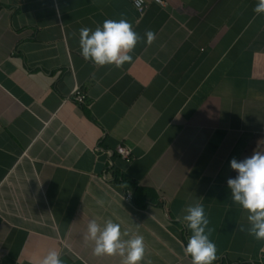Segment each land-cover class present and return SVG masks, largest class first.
Here are the masks:
<instances>
[{"label": "crops", "instance_id": "0c3cea01", "mask_svg": "<svg viewBox=\"0 0 264 264\" xmlns=\"http://www.w3.org/2000/svg\"><path fill=\"white\" fill-rule=\"evenodd\" d=\"M162 1L138 13L129 0H0V264L49 251L63 264H123L86 240L89 221L108 219L122 239L144 237L140 264H192L177 218L196 202L213 264H264V240L241 231L248 212L227 187L231 159L264 153L259 0ZM121 18L141 37L132 60H84L79 30Z\"/></svg>", "mask_w": 264, "mask_h": 264}, {"label": "clouds", "instance_id": "9594fccd", "mask_svg": "<svg viewBox=\"0 0 264 264\" xmlns=\"http://www.w3.org/2000/svg\"><path fill=\"white\" fill-rule=\"evenodd\" d=\"M257 14L264 13V0L254 8ZM146 42L151 44L155 40V33L145 32ZM141 37L134 31L131 23L121 18L119 20L106 19L102 26L95 30L82 27L79 30V44L84 60H91L97 66L115 65L122 67L132 60L131 53ZM230 168L237 175L227 180V187L231 191L232 201L239 204L248 212L247 221L250 227L241 226V231H247L257 240H264V153L254 151L250 157L242 160H230ZM184 214L177 219L191 230L184 252L191 256L192 264H213L217 257V248L210 239L212 229L208 227L209 220L202 203L188 205ZM127 231H121V226L111 219L103 225L96 220L87 225L86 240L94 243L93 254L96 256L119 255L123 264H140L145 256V242L142 235H135L130 239ZM40 264H63L60 253L49 251Z\"/></svg>", "mask_w": 264, "mask_h": 264}, {"label": "built area", "instance_id": "2783aa9c", "mask_svg": "<svg viewBox=\"0 0 264 264\" xmlns=\"http://www.w3.org/2000/svg\"><path fill=\"white\" fill-rule=\"evenodd\" d=\"M134 8L136 9V11L138 13H140L144 7H145V0H129ZM151 1H154L158 4H162L163 1L162 0H151ZM72 98L73 100H75L77 103H82L83 100H84V95L82 93L79 92V90L77 89V87H74V89L72 90ZM115 151L123 158H127L128 155H129V149L125 146H121V145H117L115 147ZM98 179H100L101 181L104 180V177H99ZM123 197L126 198V199H129L130 198V192L129 191H126L124 194H123Z\"/></svg>", "mask_w": 264, "mask_h": 264}, {"label": "trees", "instance_id": "16d2710c", "mask_svg": "<svg viewBox=\"0 0 264 264\" xmlns=\"http://www.w3.org/2000/svg\"><path fill=\"white\" fill-rule=\"evenodd\" d=\"M113 178L116 179L117 178L116 175H114Z\"/></svg>", "mask_w": 264, "mask_h": 264}, {"label": "water", "instance_id": "95a60500", "mask_svg": "<svg viewBox=\"0 0 264 264\" xmlns=\"http://www.w3.org/2000/svg\"><path fill=\"white\" fill-rule=\"evenodd\" d=\"M98 166V165H97Z\"/></svg>", "mask_w": 264, "mask_h": 264}]
</instances>
